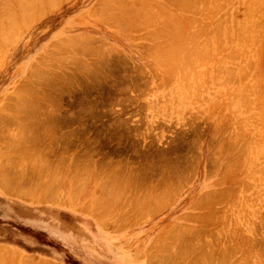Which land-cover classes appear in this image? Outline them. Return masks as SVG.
<instances>
[{
	"label": "rangeland",
	"instance_id": "obj_1",
	"mask_svg": "<svg viewBox=\"0 0 264 264\" xmlns=\"http://www.w3.org/2000/svg\"><path fill=\"white\" fill-rule=\"evenodd\" d=\"M257 2L0 0V264H264Z\"/></svg>",
	"mask_w": 264,
	"mask_h": 264
},
{
	"label": "bare ground",
	"instance_id": "obj_2",
	"mask_svg": "<svg viewBox=\"0 0 264 264\" xmlns=\"http://www.w3.org/2000/svg\"><path fill=\"white\" fill-rule=\"evenodd\" d=\"M3 1V0H2ZM37 1V0H36ZM43 1V0H42ZM49 1V0H48ZM186 1V0H185ZM190 1V0H189ZM220 1V0H219ZM232 1V0H231ZM263 1V0H262ZM53 2V1H52ZM252 2V1H251ZM258 2H259V0H258ZM257 2V3H258ZM23 3H25V2H23ZM30 3V2H29ZM36 3V2H35ZM35 3H34V5H35ZM193 3V2H192ZM208 3V2H207ZM211 3V2H210ZM39 4V3H38ZM37 4V5H38ZM191 4V3H190ZM201 4V3H200ZM214 4V3H213ZM250 4V3H249ZM15 5V4H14ZM32 5V4H31ZM40 5V4H39ZM47 5H49V4H47ZM180 5V4H179ZM182 5V4H181ZM258 5V4H257ZM262 5V4H261ZM12 6V5H11ZM147 6V5H146ZM160 6V5H159ZM203 6V5H202ZM23 7V6H22ZM25 7V6H24ZM31 7V6H30ZM132 7V6H131ZM195 7V6H194ZM193 7V8H194ZM6 8H8V7H6ZM35 8H36V6H35ZM39 8V7H38ZM42 8V7H41ZM187 8V7H186ZM235 8V7H234ZM5 9V8H4ZM9 9V8H8ZM19 9V8H18ZM23 9H25V8H23ZM31 9V8H30ZM43 9V8H42ZM15 10V9H14ZM32 10V9H31ZM44 10V9H43ZM42 10V11H43ZM194 9H192L191 11H193ZM227 10V9H226ZM236 10V9H235ZM33 11V10H32ZM41 11V10H40ZM112 11V10H111ZM245 11V10H244ZM250 11V10H249ZM257 11V10H256ZM6 12V11H5ZM38 12V11H37ZM137 12V11H136ZM140 12V11H139ZM164 12V11H163ZM194 12V11H193ZM207 12V11H206ZM1 13V12H0ZM7 13V12H6ZM31 13V12H30ZM42 13V12H41ZM40 13V14H41ZM131 13V12H130ZM32 14V13H31ZM140 14V13H139ZM250 14H252V13H250ZM262 14V13H261ZM22 15H24V14H22ZM209 15H210V13H209ZM8 16V15H7ZM15 16H16V14H15ZM118 16H120V15H118ZM140 16V15H139ZM148 16V15H147ZM153 16V15H152ZM255 16V15H254ZM262 16V15H261ZM172 17V16H171ZM213 17V16H212ZM263 18V17H262ZM3 19V18H2ZM6 19V18H5ZM170 19V18H169ZM216 19V18H215ZM242 19V18H241ZM255 19V18H254ZM15 20V19H14ZM180 21V20H179ZM257 21V20H256ZM10 22V21H9ZM205 22V21H204ZM149 23H150V21H149ZM151 23H153V21L151 22ZM244 23V22H243ZM133 24H134V22H133ZM165 24V23H164ZM17 25V24H16ZM16 25H14V26H16ZM172 25V24H171ZM195 25V24H194ZM148 26H150L149 24H148ZM185 26V25H184ZM261 26V25H260ZM162 27V26H161ZM255 27V26H254ZM227 28V27H226ZM243 28V27H242ZM250 28V27H249ZM8 29V28H7ZM167 29V28H166ZM180 29V28H179ZM225 29V28H224ZM164 30V29H163ZM154 31V30H153ZM196 31V30H195ZM220 31V30H219ZM227 31V30H226ZM252 31V30H251ZM254 31V30H253ZM256 31V30H255ZM164 33V32H163ZM192 34V33H191ZM235 34V33H234ZM252 34H254V33H252ZM202 35V34H201ZM250 35V34H249ZM259 35V34H258ZM205 36V35H204ZM218 36V35H217ZM254 36V35H253ZM159 37H160V35H159ZM189 37H190V34H189ZM192 37V36H191ZM201 37V36H200ZM199 37V38H200ZM216 37V36H215ZM224 37H226V36H224ZM153 39V38H152ZM201 39H203V38H201ZM200 39V40H201ZM252 39V38H251ZM194 40V39H193ZM229 40V39H228ZM6 41V40H5ZM5 41H3V42H5ZM188 41V40H187ZM214 41V40H213ZM234 41V40H233ZM236 41V40H235ZM197 42V41H196ZM231 42V41H230ZM250 42V41H249ZM235 43V42H234ZM240 43V42H239ZM68 44V43H67ZM194 44V43H193ZM208 44V43H207ZM187 45V44H186ZM214 45H215V43H214ZM232 45V44H231ZM247 45V44H246ZM203 46V45H202ZM205 46V45H204ZM207 46V45H206ZM212 46V45H211ZM216 46H218V45H216ZM229 46V45H228ZM195 47V46H194ZM242 47V46H241ZM189 48V47H188ZM197 48V47H196ZM202 49V48H201ZM216 49V48H215ZM205 50V49H204ZM212 50H214V49H212ZM211 50V51H212ZM84 51H88V50H84ZM90 51V50H89ZM179 51H181L180 49H179ZM201 51V50H200ZM209 51V50H208ZM157 52V51H156ZM173 52V54H175V55H178L179 53H181V52H179L178 54L177 53H174V51H172ZM177 52V51H176ZM81 53V52H80ZM165 54H166V52H164ZM194 53V52H193ZM167 54H169V52H167ZM172 54V55H173ZM191 54V53H190ZM195 54V53H194ZM98 55V54H97ZM171 55V56H172ZM175 55H173L174 57H175ZM196 55V54H195ZM219 55V54H218ZM162 56V55H161ZM172 56V57H173ZM191 56V55H190ZM178 57H180V56H178ZM213 57V56H212ZM229 57V56H228ZM157 57H155V59H156ZM169 58V57H168ZM235 58V57H234ZM167 59V58H166ZM173 60V58H169V60ZM177 59H179V58H177ZM193 59V58H192ZM209 59V58H208ZM78 61V60H77ZM164 61V60H163ZM175 61V59L173 60V62ZM182 61V60H181ZM181 61H179L180 63H181ZM196 61V60H195ZM166 63L168 62V59H167V61H165ZM190 62V61H189ZM193 62V61H192ZM191 62V63H192ZM169 63V62H168ZM172 63V62H171ZM80 64V63H79ZM82 64V63H81ZM178 64V63H177ZM187 64H188V62H187ZM86 65V64H85ZM180 65H182V64H180ZM189 65H190V63H189ZM188 65V66H189ZM192 65V64H191ZM194 65H195V63H194ZM77 66L79 67V65L77 64ZM170 66V65H169ZM178 65H176V67H177ZM184 66V65H183ZM72 67V66H71ZM179 67V66H178ZM177 67V68H178ZM187 67V66H186ZM193 67V66H192ZM70 68V67H69ZM89 68V67H88ZM185 68V67H184ZM190 68V67H189ZM194 68H195V66H194ZM86 69H87V67H86ZM172 69V68H171ZM174 69V68H173ZM176 69V68H175ZM84 70V69H83ZM87 70H91V69H87ZM86 70V71H87ZM183 70V69H182ZM186 70H187V68H186ZM231 70V69H230ZM180 71H181V68H180ZM190 71V70H189ZM206 71V70H205ZM229 71V70H228ZM192 72V71H191ZM35 73V72H34ZM176 73V72H175ZM185 74V73H184ZM186 74H188V73H186ZM197 75H198V73H196ZM195 73L194 74H192V75H196ZM30 75V74H29ZM34 75V74H33ZM39 75V74H38ZM50 75V74H49ZM64 75V74H63ZM171 75V74H170ZM177 75V74H176ZM229 75H231V74H229ZM44 76H45V74H44ZM43 75H42V77L41 76H39L40 78H42L43 79V77H44ZM47 76V75H46ZM62 76V75H61ZM38 77V76H37ZM66 77V76H65ZM184 77V76H183ZM196 77V76H195ZM199 77V76H198ZM197 77V78H198ZM49 78H50V76H49ZM53 78V77H52ZM57 79V78H56ZM36 80H38V79H36ZM48 80V79H47ZM50 80V79H49ZM189 80V79H188ZM39 81V80H38ZM45 81V79H43V82ZM59 83V82H58ZM45 84V83H44ZM47 84V83H46ZM49 85V84H48ZM53 85V84H52ZM30 87V86H29ZM187 87V86H186ZM54 88H56V87H54ZM190 88H191V86H190ZM37 91V90H36ZM51 91V90H50ZM26 92V91H25ZM31 95L32 94H34V91L33 92H29ZM57 93H59V92H57ZM37 94V93H36ZM31 97V96H30ZM20 98V97H19ZM34 98V97H33ZM33 98H32V100H33ZM19 100V99H18ZM25 100V99H24ZM29 100V99H28ZM30 100H31V98H30ZM26 101V100H25ZM22 101H20V103H21ZM30 102V101H29ZM59 102V101H58ZM27 104V103H26ZM43 104V103H42ZM45 104V103H44ZM25 105V104H24ZM33 107V106H32ZM36 108H38V107H36ZM27 109H28V107H27ZM39 109V108H38ZM19 110V108L17 109V111ZM33 110V109H32ZM36 110V109H35ZM34 111V110H33ZM28 113V112H27ZM26 113V114H27ZM31 115V114H30ZM55 115V114H54ZM33 121V120H32ZM31 125V124H30ZM43 127V126H42ZM60 128V127H59ZM30 129V128H29ZM48 130H50V129H48ZM54 131V130H53ZM53 133V132H52ZM45 134V133H44ZM36 137V136H35ZM32 139V138H31ZM30 139V140H31ZM34 139V138H33ZM38 139V138H37ZM30 152V151H29ZM51 154V153H50ZM42 156V155H41ZM40 156V157H41ZM46 160V159H45ZM25 161V160H24ZM40 161V160H39ZM26 162V161H25ZM36 162V161H35ZM38 162V161H37ZM41 162V161H40ZM39 164V163H38ZM44 164V163H43ZM47 165V164H46ZM52 167H53V165H52ZM3 168V167H2ZM52 169V168H51ZM3 170V169H2ZM46 170H47V168H46ZM55 170V169H54ZM59 173V172H58ZM103 174V173H102ZM58 175V174H57ZM113 175V174H112ZM53 176V175H52ZM88 176V175H87ZM115 176V175H114ZM53 178L55 179V176H53ZM58 178V177H57ZM82 178V177H81ZM127 178H129L128 177V175H127ZM52 179V178H51ZM74 179V178H73ZM83 179V178H82ZM82 179H80V180H82ZM88 179V178H87ZM39 180H41V179H39ZM77 180H78V178H77ZM75 181V180H74ZM6 182H8V181H6ZM10 182V181H9ZM77 182V181H76ZM79 182V181H78ZM110 182V181H109ZM124 182H125V180H124ZM127 182V181H126ZM18 183V182H17ZM54 183V182H53ZM21 184V183H20ZM126 184V183H125ZM127 184H128V182H127ZM4 185V184H3ZM21 187V186H20ZM20 187H19V189H20ZM134 187V186H133ZM4 189V188H3ZM12 189H14V188H12ZM137 189V188H136ZM102 190H104V189H102ZM146 190V189H145ZM73 192H74V190H72ZM139 191V190H138ZM18 192V191H17ZM22 192V191H21ZM111 192V191H110ZM109 192V193H110ZM105 193V192H104ZM107 193V192H106ZM132 193V192H131ZM225 193V192H224ZM77 194V193H76ZM142 194V193H141ZM230 194V193H229ZM49 195V194H48ZM97 195V194H96ZM103 195V194H102ZM111 195V194H110ZM55 196V195H54ZM75 196V195H74ZM99 196H100V192H99ZM107 196V195H106ZM116 196H118V195H116ZM146 196V195H145ZM101 197V196H100ZM104 197V196H103ZM121 197V196H120ZM120 197H119V199H120ZM136 197V196H135ZM108 198V197H107ZM106 198V199H107ZM115 198H118V197H115ZM134 198V197H133ZM50 199H52V198H50ZM140 199H142V198H140ZM140 199H139V201H140ZM103 201H104V199H103ZM115 201V199L113 200V202ZM117 201H118V199H117ZM134 201V200H133ZM116 202V201H115ZM152 202V201H151ZM105 203V202H104ZM103 203V204H104ZM115 204V203H114ZM135 204V203H134ZM138 204V203H137ZM141 206V205H140ZM110 207V206H109ZM244 244V243H243ZM241 246V245H240ZM235 247H233V250H235L234 249ZM237 248V247H236ZM236 250H239V249H236ZM2 251V250H1ZM225 252V254H226V251H224ZM232 252V251H231ZM223 254V253H222ZM213 256V255H212ZM229 257V256H228ZM209 258V257H208ZM192 259H193V257H192ZM210 259H212V258H210ZM222 260H223V258H221ZM224 261H225V259H224ZM210 262V261H209ZM222 262V261H221ZM220 263V262H219Z\"/></svg>",
	"mask_w": 264,
	"mask_h": 264
}]
</instances>
